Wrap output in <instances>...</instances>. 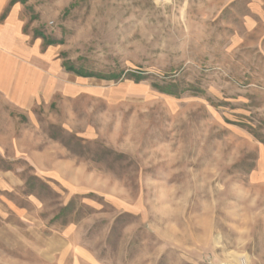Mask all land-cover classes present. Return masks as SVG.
<instances>
[{
	"label": "rangeland",
	"instance_id": "obj_1",
	"mask_svg": "<svg viewBox=\"0 0 264 264\" xmlns=\"http://www.w3.org/2000/svg\"><path fill=\"white\" fill-rule=\"evenodd\" d=\"M261 2L7 0L0 264H264Z\"/></svg>",
	"mask_w": 264,
	"mask_h": 264
},
{
	"label": "crops",
	"instance_id": "obj_2",
	"mask_svg": "<svg viewBox=\"0 0 264 264\" xmlns=\"http://www.w3.org/2000/svg\"><path fill=\"white\" fill-rule=\"evenodd\" d=\"M8 5L7 0H0V94L16 101L22 89L20 86H23L21 82L25 78L24 73L28 72L26 70L31 69L30 72L35 73V79L40 80L39 64L44 60L27 46L19 7L14 6L8 15L4 14L3 8H7ZM261 5L264 6V0ZM29 50L33 55L25 57V53L29 54ZM43 74L42 83L48 82V72Z\"/></svg>",
	"mask_w": 264,
	"mask_h": 264
},
{
	"label": "trees",
	"instance_id": "obj_3",
	"mask_svg": "<svg viewBox=\"0 0 264 264\" xmlns=\"http://www.w3.org/2000/svg\"><path fill=\"white\" fill-rule=\"evenodd\" d=\"M69 72L70 71H74L73 69H70V68H66ZM74 73L78 76H81V77H93L92 74H89V73H82V72H75Z\"/></svg>",
	"mask_w": 264,
	"mask_h": 264
},
{
	"label": "bare ground",
	"instance_id": "obj_4",
	"mask_svg": "<svg viewBox=\"0 0 264 264\" xmlns=\"http://www.w3.org/2000/svg\"><path fill=\"white\" fill-rule=\"evenodd\" d=\"M241 264H245L243 261H241Z\"/></svg>",
	"mask_w": 264,
	"mask_h": 264
}]
</instances>
